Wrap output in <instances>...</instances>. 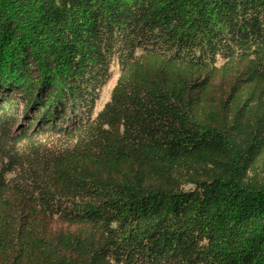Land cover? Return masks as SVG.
<instances>
[{
    "label": "trees",
    "instance_id": "16d2710c",
    "mask_svg": "<svg viewBox=\"0 0 264 264\" xmlns=\"http://www.w3.org/2000/svg\"><path fill=\"white\" fill-rule=\"evenodd\" d=\"M0 264H264V0H0Z\"/></svg>",
    "mask_w": 264,
    "mask_h": 264
},
{
    "label": "rangeland",
    "instance_id": "374dc122",
    "mask_svg": "<svg viewBox=\"0 0 264 264\" xmlns=\"http://www.w3.org/2000/svg\"><path fill=\"white\" fill-rule=\"evenodd\" d=\"M118 76H119V69L117 67H114L112 78L109 81V83L105 86L101 98L97 103L96 113L99 112L104 107L105 103L110 100L111 91L115 86Z\"/></svg>",
    "mask_w": 264,
    "mask_h": 264
}]
</instances>
